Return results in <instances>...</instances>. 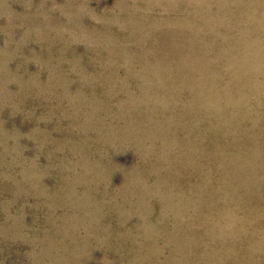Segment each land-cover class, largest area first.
Here are the masks:
<instances>
[{"label":"rangeland","instance_id":"1","mask_svg":"<svg viewBox=\"0 0 264 264\" xmlns=\"http://www.w3.org/2000/svg\"><path fill=\"white\" fill-rule=\"evenodd\" d=\"M0 264H264V0H0Z\"/></svg>","mask_w":264,"mask_h":264}]
</instances>
